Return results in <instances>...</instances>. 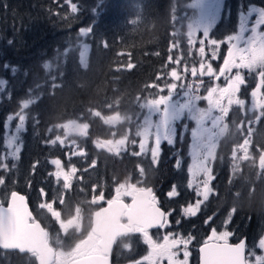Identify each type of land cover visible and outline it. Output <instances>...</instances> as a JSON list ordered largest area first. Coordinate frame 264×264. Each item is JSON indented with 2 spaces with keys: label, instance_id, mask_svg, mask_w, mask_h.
Masks as SVG:
<instances>
[{
  "label": "trees",
  "instance_id": "trees-1",
  "mask_svg": "<svg viewBox=\"0 0 264 264\" xmlns=\"http://www.w3.org/2000/svg\"><path fill=\"white\" fill-rule=\"evenodd\" d=\"M189 1L72 0L79 5L78 13L73 14L66 0H0V79L7 80L5 85H0V143L3 142L6 117L20 111L23 100L35 101L25 110L29 119L26 121L27 130L21 136L20 158L14 169L6 171V184H9L7 186L11 191L25 194L32 207L34 200L41 195L39 189L44 188L46 193L49 192L52 187L48 175L52 167L50 160L59 158L61 162L65 161L64 148L59 144L46 146L44 143L49 137L50 128L52 138L65 133L76 135L78 138L75 139H79L83 150L98 160L95 168H90L89 164L85 168L87 172L79 173L86 180L85 185L68 193L69 214L76 207L86 215L91 214L92 204L89 201L92 199L93 185H100L99 190L108 197L121 180L137 174L139 160L128 155L114 157L96 148L94 142L119 139L124 137L127 127L133 129L140 110L136 106V95L146 84L155 80L158 71H170V67L162 69V65L166 64L169 44L176 38ZM229 4L237 10L240 4L245 8L247 2L229 0ZM254 4L260 6L264 0H255ZM93 24L94 33L83 37L79 30ZM102 38L108 40L109 48L100 46ZM81 43L89 47L87 67L80 63ZM121 51L131 54V60L136 64L133 70L113 71L119 63H126L129 59L128 55H116ZM156 52L158 56L146 55ZM175 52L177 50L171 54ZM6 63L9 64L8 69L4 67ZM45 63L50 67L45 68ZM12 67L16 68L15 73L11 72ZM54 77L55 83L60 86L52 89L49 85ZM165 79L169 78L165 76ZM253 86L251 84L248 90ZM37 97L40 98L37 100ZM109 103L111 108L106 107ZM88 109L97 110L95 118ZM238 112L237 109L230 112L227 118L229 131L225 135L228 143L220 142L219 158L213 162L215 179L212 188L216 197L201 208L200 217L203 219L194 217L187 220L188 227L196 237V246L204 242L211 230L209 223L220 225L227 216L229 230L236 229L239 237L246 240L247 248L256 245L264 235V170H259V158L250 163L241 162L242 170L234 171L228 156L231 145L241 143L245 138L233 124ZM81 113L84 119H80ZM117 113L126 117L124 124L110 129L104 121L114 118ZM35 119H38V123H35ZM70 120L88 125L87 136L74 130L63 132ZM253 128L257 131L256 135L261 128L264 133V127L255 124ZM256 145L253 150L260 154L258 148L264 145V137ZM174 150V147L165 146L160 157L161 167L148 169L149 174L145 175L148 180L146 184L159 188L158 192H161L167 207L170 205L165 202L166 191L178 182H186L184 168L175 167L176 160L180 158L173 154ZM36 161H39V165L33 174L32 165ZM76 162L77 159H73L71 167ZM106 167L111 169V175ZM76 168L79 172L80 168ZM185 186L178 184L177 189L182 193ZM211 215H214L213 219L204 224V219ZM181 223L184 224L181 228L186 227L184 219ZM137 241L140 254L128 249L125 255H132L135 259L144 255L146 245L142 239ZM119 246L115 248L114 256L119 261L115 262L129 264L130 259L121 258ZM0 264L35 263L28 256L0 250Z\"/></svg>",
  "mask_w": 264,
  "mask_h": 264
},
{
  "label": "snow or ice",
  "instance_id": "snow-or-ice-1",
  "mask_svg": "<svg viewBox=\"0 0 264 264\" xmlns=\"http://www.w3.org/2000/svg\"><path fill=\"white\" fill-rule=\"evenodd\" d=\"M66 3L70 5L71 13H78V3L72 2V0H66ZM192 7L198 9L199 14L187 25L186 43L190 49L189 55H191V48L198 44V53L201 58L205 57L207 47L210 50L211 60H217L219 59L220 48L226 44V54L223 56V62L218 71L213 67L212 62L205 63L203 59L198 62V67L195 66L197 62L194 61L190 69L188 64L184 63L182 70L178 71V68L173 65H181L185 57H174L171 53L178 50L180 45L179 42H170L166 64L162 65V69L170 67V71H158L155 80L146 84L141 92L136 95V106L140 112L136 117L139 127L134 138L131 142L127 138L103 140L96 143V146L120 156L123 152L129 151L130 145L132 149L130 155L137 158L150 156L152 165L158 166L162 153V142L174 145L180 136L177 122L182 121L183 118L189 119L194 122V126L190 129L192 163L188 167V173L193 177V180L196 177H202L197 183L196 194L202 196L203 200L206 201L213 191L210 186L211 181L215 179L212 164L216 159L218 144L220 138L229 131L227 118L230 110L233 105L239 106L241 109L245 106V100L238 95L242 87L247 86L245 73L248 75L255 74L257 78L256 86L251 91V97L253 100H256L258 96L260 97V100L253 104V108L257 107L258 104L261 109L255 120L259 122L264 119V91H262L264 90V4L260 6L249 4L246 13L242 9L238 13V31L223 39L211 38L210 34L221 19L224 0H193ZM93 11H98V9H93ZM250 18H252V22L249 27ZM132 23H136V21H132ZM94 28L93 24L81 28L79 32L82 36H88L94 33ZM246 32H250V35L245 36ZM198 33H202L203 38L197 39ZM193 36L195 39H191ZM100 46L107 49L110 45L106 38H102ZM87 49L88 46L84 45V51L80 53L84 67H87L84 59ZM116 55L118 57L128 55L129 59L126 63H119L113 69L114 72L131 71L136 67V64L131 60L130 53L121 51L117 52ZM146 55L158 56L159 53H146ZM4 67L8 69L9 64L6 63ZM44 67L49 68L50 65L45 63ZM11 72L15 73L16 68L12 67ZM189 72L192 77H208L210 79L214 77L217 81L224 78L225 86L211 85L204 89L206 95H198L197 92L204 84L203 79H200L199 83L196 84L177 83L182 81V73L187 74ZM165 76L169 79H165ZM55 79V77L52 78L49 85L52 89L60 86L55 83ZM6 83L7 80L0 79V85ZM178 88L186 89L183 92V102L173 99ZM200 100L206 101L208 107L200 108L197 103ZM34 102L33 99L23 100L21 110L6 117V121L9 123L13 120L18 121L15 124V134L7 139V145L13 149L10 157L15 160L19 159L22 150L23 140L20 134L27 130L26 121L29 117L25 114V110ZM106 107L111 108V104H107ZM88 111L95 118L97 110L88 109ZM80 119H84L83 113L80 114ZM125 119V116L117 113L114 118H106L104 122L107 125L117 126ZM127 119H131V117ZM35 123H38V119H35ZM251 123L252 121L249 120V125ZM233 124H235L234 121ZM65 127L69 131H77L86 137L89 126L82 125L77 120H70ZM184 127L187 128V125ZM237 130L244 131L243 121L237 125ZM51 132L52 129L50 128L49 137L44 141L45 145L56 146L59 144L61 148L66 147L64 140L58 136L52 138ZM129 133H131V129H129ZM247 134L248 136L251 135L250 127L247 129ZM250 147H252V141L249 138H243V142L233 148V159L249 160L251 158L249 156ZM258 150L260 152L259 168L264 170V145L259 146ZM240 151L244 155L237 157V152ZM72 156L86 157L87 153L83 149L72 151L71 156L66 153L69 161ZM8 158L0 159V170L9 171L15 168V163L9 165L6 162ZM50 163L55 166L56 171L48 173L49 177L54 176L57 182L62 180L63 192L67 193L73 187V178L77 175L78 169L72 166L70 171H66L59 158L51 159ZM38 165L39 161L32 165L33 174ZM96 165L97 161L93 159L89 167L95 168ZM180 166L181 160L177 159L175 167L179 168ZM138 170L143 173L142 167L138 166ZM235 170H238V165L234 167ZM79 171L87 172L88 169ZM193 180L188 181L187 186L189 188L193 187ZM78 182H83L82 176L78 177ZM5 183V177L0 176V186L5 185ZM99 189L100 185L98 184L92 186L93 195L89 203L98 205L100 202H105L107 204V207H102L104 214L100 216V224L102 226L110 224L117 215L121 214L123 209L125 217L131 218L135 222V228L131 234H139L142 242L150 249L147 255L140 259H132L129 264H162L164 260L167 261V264H189L191 253L188 251V246L194 237H173V234L169 233L163 236V242H161L160 239L154 238L151 234L152 229H162L170 223L168 219L170 213H166L159 206V201L152 188L137 189L135 185L121 184L114 189L115 194L107 200L105 192ZM80 190L83 191V189ZM39 191L42 197H47L44 188L39 189ZM132 191H135V196L131 194ZM97 192L98 194H96ZM6 195L8 194L6 193ZM177 195L176 186L173 185L167 196L171 198ZM125 197L131 199L132 206L125 202ZM201 203V200H197L195 204H189L184 209V213L187 216H195ZM56 204L61 206L64 204L62 195L53 197L49 202L41 203L39 207L47 209V212L55 219ZM232 211L234 212L235 209ZM124 234L126 233H122V235ZM232 235L233 233L230 231L217 233L216 229L213 228L211 235L199 249L201 264H264V254H257L255 245L246 252V240L240 239L238 243H229V237ZM55 243H58V240L53 241L45 227L41 226L40 222L34 218L24 195L17 191H11L9 200H0V247L2 249L18 250L22 254L27 252L36 258L37 254L47 253L48 247ZM179 246H182V249ZM126 247L131 250L130 245ZM258 248L264 251V237L259 239ZM181 251L182 260L178 258ZM110 256L111 249L103 240L89 236L72 254V259L75 264H110ZM43 264H51V259L46 257Z\"/></svg>",
  "mask_w": 264,
  "mask_h": 264
},
{
  "label": "rangeland",
  "instance_id": "rangeland-1",
  "mask_svg": "<svg viewBox=\"0 0 264 264\" xmlns=\"http://www.w3.org/2000/svg\"><path fill=\"white\" fill-rule=\"evenodd\" d=\"M254 1L255 0H246L247 4H246V7H245V11L247 10V6L249 4L255 5ZM192 3H193V0H190L187 3V5H186L187 8L183 12V18L180 21V25H179V27L177 28V31H176V38L174 39V42H179L180 48L177 50V52H175L173 54V56L174 57L184 56L185 60H184V62L181 65H178V66L177 65H173V66H176L178 68V71H181L183 66H184V63H187L188 67L190 69L191 66H193V62L194 61L197 62L195 66L198 67L199 66L198 62L201 61V59H203V61L205 63H207L209 61L212 62L213 67L215 69H217V71H218L219 65H220V63L222 61V58H223V55L225 53L226 44L222 45V47L220 48V50H219V59H217V60H211L210 50L207 47H206V55H205V57L201 58L199 53H198V47H199L198 44L195 47L191 48V55H189L190 49H189V46L186 43V39H187L186 36H187V33H188L187 25L189 24V22L193 18L197 17L198 14H199V10L194 8V7H192ZM241 7L242 6L240 4L237 7V12H240L239 9ZM230 13H236V10L234 9V7H232L229 4V0H224V9L222 10V13H221V19L218 21L217 25L211 31V34H210L211 38L223 39L227 35L223 34V35L220 36V33L223 32V30L226 28V26L229 23H238V15L230 14ZM200 38H203L202 37V33H198L197 34V39H200ZM191 39H195V37L193 36V37H191ZM84 45H87V44H85V43H81L80 44V53H81V51H84ZM88 51H89V47H88V49H87V51L85 53V57H84V59L86 60V63H87V58H88ZM80 63L83 66V64L81 62V57H80ZM245 75H246V79H247V86L246 87H242L241 92L238 94L241 99L245 100V106H244L243 109H241L239 106L233 105L232 109L230 110V112L233 111L234 109H237L239 111V120H238L237 123H238V125H240L241 122L243 121L244 131L243 132L240 131V132L246 137L248 135L247 134L248 127H250L251 129H254L253 126H254V124L257 123V121L255 120V117L257 115H259L261 109L259 108L258 104H257V107L253 108V104L257 103L260 100V97L258 96L256 98V100H253V98L251 97V91L252 90L250 89L248 91V88H249V86L251 84H254V87L256 86L257 78H256L255 74L250 75V78L247 77V73H245ZM200 79H203V81H205L206 79H210V78H208V77H203V78L192 77L190 75V72L187 73V74L182 73V81L177 82V83L196 84V83H199ZM222 81H223V83L218 84L220 87H224L225 86L224 78H222ZM169 82H171V81H169ZM206 88H207V86H206V84H204L203 87L197 92V94L201 95V96L206 95V91L204 90ZM185 90L186 89H184V88H178L176 93H174L173 99L177 100V101H180V102H183V100H184L183 92ZM262 91H264V90H262ZM164 94H166V93H164ZM197 103H198V106L200 108H203V106L207 105V102L204 101V100H200ZM225 103H226V101H225ZM139 112H140V110H139ZM154 119H155V117H154ZM249 120L252 121V123L250 125H249ZM16 123H18V121H16V120H13L10 123L6 122L7 127L5 125V132H4L3 142L0 143V159H3L4 157H9L6 160V162L9 163V164H12V163L16 164L18 162V160H19V159L15 160L14 158L10 157V153L13 151V149L7 145V139L10 138L11 135L15 134V124ZM122 124H124V121L119 123L117 126H111V125H107V124L106 125L110 129H116L117 127H120ZM138 127L139 126L137 124V121H135L134 125H133V129L131 130V133H129V128L127 127L126 128V133H125L124 137H122V138H127L129 140V142H131V140L134 138V136L136 134V131H137ZM66 130H68V129L66 127H64L63 128V132L66 131ZM22 133L20 134L21 136H22ZM259 133L262 134L261 132H259ZM58 137L62 138L64 140V142H65V145H66V147H64V150H65V161L62 162V166L64 167V169L66 171H70V169H71V161H73V159H77V162L74 164V166L75 167H79L80 170L81 169H85L87 165L91 164L93 159L98 161L93 156H90L89 153H87L86 157L72 156L70 161H69V159L66 157V153L68 154V156H71V152L72 151H78L79 149H83L81 147L80 141H79V139H75V138H78V137H76V135L71 134V133H65L64 135L58 136ZM122 138H119V139H101V140L95 141L94 142V146L96 148H98L96 146V143H98L100 141H103V140H120ZM166 144H167V142H162V147L164 145H166ZM174 148L177 150L176 146ZM98 149L102 150V148H98ZM103 150L105 152H107L108 154L114 156V157H122V156H127L128 155V156H130V158H136L137 160H139L140 167L143 168V173H140L139 170H138L136 176H132V177H130L127 180H121L119 185H121V184L130 185V186L131 185H135L137 189L144 188L143 185H144V183L146 181V178L143 177V174L144 175L149 174L148 169H152L154 167L155 168H160L161 167V162H159L158 166L152 165L151 160H150V156H144V157L137 158V157H133L132 155H130L129 153L132 150L130 145H129V151L128 152H123L120 156H116L114 153L108 152L107 149H103ZM176 150L173 151L174 155L176 153ZM253 151H255V150H253L252 147H250L249 156L251 158L249 160H243V159H238V158L233 160L232 159L233 158L232 157V153H231L230 159H231V162H232V166L235 167V166L238 165V170L237 171H240V170H242L241 165H240L241 162L250 163L252 158H259V154L255 155ZM161 155H162V153H161ZM243 155H244V153L242 151L237 152V157H242ZM181 157H186L187 158L185 163L181 164V167H183L184 170H185L186 182H182L181 181V182H178L176 184V190L178 192L177 196L171 197V198L167 196V193L172 189V187H170L166 191V194L164 195L165 198H166L165 202H168L170 207H173V208L177 209V211L179 213V214L177 213V216L174 217L175 225H173V224L169 225L168 224L167 227L162 228L159 231L153 232L151 234L153 235L154 238L160 239L161 242H163V240H162L163 236L167 235L169 233L173 234V237H176V236H182L184 238H187L189 236L194 237V239L192 240V242L188 246V251L191 253V255L189 257V264H196V255H197L196 248L198 246H196L194 244V242H195L194 240H196V237H195V235H193L192 229L190 227H188L187 220L188 219H192L194 217L195 218L198 217V218H202L203 219V217H200L201 208L211 198L216 197V193L213 190L209 194V199L206 200V201L203 200L202 196H198L196 194L197 183H198L199 180L202 179V177H196L193 180V177L188 173V167L192 163V160H191V148H189L186 152L183 149ZM19 158H20V155H19ZM144 163H146V165H143ZM258 167H259V164H258ZM106 169H108V173L111 175V169H109L107 167H106ZM259 170L263 171L260 168H259ZM55 171H56V168H55L54 165H52V167L49 170V173H54ZM80 172L81 171H79L77 173V175L74 176V178H73V187L67 193L63 192L62 180L57 182L55 177L52 176L51 179H50L52 181V187H50V190L47 193V197L45 198V197H42L40 195V196L37 197L36 200H34L35 202L33 203V210L36 213L38 219L40 221H42L44 223V225H46L47 227H50V226H53V225L56 226V227H51L50 228L51 231H53V233L51 234V239L53 241H57L58 240V243H55L54 245H52V246H54V248L56 250V263L55 264H69L70 263L69 261L72 259V254L76 251L77 248H79L81 246L82 242L84 240H86L89 236H94L91 232H89L86 235H82V234H78L77 233V232H82V230H85L86 229L85 225H87V226L90 225V219H89V217L86 216V214L83 211H80L78 209V207H76L75 211L72 214H69L70 204H68V202H67L68 193L70 191H72V190H76V189L82 188L85 185V183H86L85 179H83L82 183L78 182V177L81 176V175H79ZM232 175H233V173H231V176ZM246 175L247 174H245V176ZM0 176L5 177L6 176V171L0 170ZM189 180H193V187L192 188H189L187 186ZM178 184H181V185H184V186L186 185L184 187L185 189H184V191L182 193L177 189V185ZM7 185H9V184L5 183V185L0 186V200H7L8 195H6V193L9 194L10 191H11L9 189V186H7ZM210 186L212 187V181H211ZM200 187H202V185H200ZM133 192L134 191H132L131 194ZM96 194H98V192ZM60 195H62L63 198H64V204L62 206L59 205V204L55 205V207L57 208V212L54 214L55 215V219H54V218L51 217L50 213L47 212V209H41L39 207V205L41 203H44V202H49V201L52 200L53 197L60 196ZM105 198H106V200L108 199L106 196H105ZM197 200H201L202 201L199 211L197 212V214L195 216H187L184 213V209L189 204H195ZM104 203L105 202H100V204H98V205H93L92 203H90V204H92V208H91L92 211L94 209H96L99 205L104 204ZM177 205H179L178 208H176ZM220 207H222V204L220 205ZM65 212L68 213L69 215L66 214ZM213 217H214V215H211V216L205 218L204 219V224H208V222L210 220H212ZM182 219H184L185 222H186V227H184V228H181L184 225L183 223H181ZM178 221H179V223H177ZM228 221H229V216H227V218H225L224 221H222V223L220 225H213L212 223H209V225H211V230H209L207 236L204 238V241L209 238L213 228L216 229L217 233L222 232V231H230V232H232L233 235L231 237H229V241H233V242L234 241H238L241 237H239V234L236 231V229H230L229 230V228L227 226ZM58 225H59V227H58ZM263 237H264V235H263ZM126 246H128V245L123 244L120 247V249H119V251H121V258L125 257L126 259H130V260L135 259V258H132L133 257L132 255H129V254L125 255L126 252L128 251ZM130 246H131V252H134L136 254H140V249H139V245H138L137 239L135 241H133L130 244ZM255 246H256L257 254H264V251L259 250L258 242L256 243ZM133 247H135V249H132ZM179 247L182 249V246H179ZM149 251L150 250L146 246L143 256L147 255ZM142 257H140V258H142ZM178 258L181 259V260L183 259L182 251L179 253ZM31 260L35 263L33 258ZM36 264H38L37 259H36Z\"/></svg>",
  "mask_w": 264,
  "mask_h": 264
},
{
  "label": "flooded vegetation",
  "instance_id": "flooded-vegetation-1",
  "mask_svg": "<svg viewBox=\"0 0 264 264\" xmlns=\"http://www.w3.org/2000/svg\"><path fill=\"white\" fill-rule=\"evenodd\" d=\"M229 9V8H228ZM244 10L245 11V9H244V7H241L239 10L241 11V10ZM238 13L239 12H237V10H236V13H230V14H236V15H238ZM253 16H255V14H253ZM251 22H252V18H250L249 19V26H250V24H251ZM230 25V26H229ZM236 31H238V23H229L227 26H226V28L223 30V32L222 33H220V36L221 35H229V34H233V33H235ZM247 35H250V33L249 32H246L245 33V36H247ZM225 48L227 49V45L225 46ZM226 49H225V53H224V55L226 54ZM223 55V56H224ZM222 62H223V58H222V61H221V63H220V65H219V67L222 65ZM247 77H249L250 78V75H248L247 74ZM221 83H223V81H222V78L219 80V81H217V80H215V78L213 77V78H211V79H206L205 81H204V84H206V86L208 87V86H211V85H216V84H221ZM203 84V85H204ZM254 87V86H253ZM253 87L251 88V90L253 89ZM255 88V87H254ZM206 107H208V105H205V106H203V108H206ZM255 122V121H254ZM177 124H178V128H179V130H180V136L176 139V141H175V143H174V145H168V144H166V145H164L163 147H162V149L165 147V146H171V147H177V150H176V153H175V155L177 156V157H179L180 159H181V164H183V163H185V161H186V157H181V154H182V152H183V149L185 150V152L189 149V148H191V142H192V140H191V133H190V129H191V127H193L194 126V122H192V121H190L189 119H187V118H183L182 119V121H180V122H177ZM184 125H187V128H185L184 127ZM256 125L258 126V127H264V119H261L259 122H257L256 123ZM262 134H260V133H258V135H256V134H251L250 136H244L245 138H249L251 141H252V149H254V148H256V143H257V141L261 138L262 139V137H264V133H263V130H262V128H261V131H260ZM223 142V141H225V142H227L228 143V141H227V138L225 137V136H223V137H221L220 138V141H219V144H218V148H217V152H216V159H218L219 158V153H218V150H219V148H220V142ZM243 142V139H242V141H241V143ZM235 145H237V143H233L232 145H231V147H230V149H229V155L228 156H231V153H232V151H233V148H234V146ZM227 149H228V147L226 148V149H224V153L226 154L227 153ZM254 152V154L255 155H258V151H253ZM218 153V154H217ZM225 154H223V156L225 155ZM223 156H222V160H223ZM228 156L226 157V159L228 158ZM215 159V160H216ZM233 159V158H232ZM253 159H255V158H252V160ZM234 160V159H233ZM252 162V161H251ZM241 166H243V165H241ZM212 167H213V164H212ZM136 176V175H135ZM132 177V176H131ZM143 177L144 178H146L145 177V175L143 174ZM148 180L146 179V181H145V183H144V188H139V189H145V188H152V190H153V192H154V194L156 195V197H157V199H158V201H159V206L166 212V213H170V215H169V217H168V219H169V221H170V223H169V225L170 224H173V225H175V222H174V217H176L177 216V213H178V211H177V209H175V208H173V207H167L165 204H164V202H163V200H162V197H161V192H158V189L159 188H154L153 186H148L147 184H146V182H147ZM213 182V181H212ZM115 194V192L114 191H112V193L110 192V194L108 195V199H110L113 195ZM135 191L132 193V195L133 196H135ZM131 201V199L130 198H128V197H125V202L129 205V202ZM104 205H106V203H104V204H101V205H99L96 209H98L99 207H102V206H104ZM96 209H94L92 212H91V214L89 215H86L87 217H89V219H90V225L89 226H87V225H85L86 226V229L85 230H82V232H77L78 234H82V235H86V234H88L89 232H91L94 236L93 237H97V239H101L97 234H95L93 231H91V222H92V213L96 210ZM179 214V213H178ZM35 219L36 220H38L36 217H35ZM41 224H42V226L43 227H45V229L47 230V232L50 234V236H51V234L53 233V231H51V227H56L55 225H53V226H50V227H47L46 225H44V223L42 222V221H40V220H38ZM121 222L123 223V224H127V220H126V218H125V215H123L122 217H121ZM134 228H135V224H133L132 225V231L134 230ZM159 230V229H158ZM132 231H131V233H132ZM153 232H155V231H153ZM153 232H151V233H153ZM131 233H128V234H125V235H122V236H119L117 239H116V241H115V244H114V247H113V250H112V254H111V256H110V262H113V263H122L121 261L120 262H115V261H119V260H116L115 258H114V256L116 255V251H115V248H117V246H119V247H121L123 244H126V245H130V242H132L133 240H135V239H142L140 236H139V234H131ZM147 246V245H146ZM148 247V246H147ZM55 249V248H54ZM132 249H135V247H133ZM149 249V248H148ZM150 250V249H149ZM56 251V250H55ZM18 254V253H17ZM19 256H28L29 258H30V260L33 258L34 259V261H35V257H33L32 255H30V254H26V253H23V254H18ZM71 260H73V259H71ZM70 260V261H71ZM197 260H198V258H197V255H196V264H197ZM56 263V258H55V261L52 263V264H55ZM35 264H36V261H35ZM162 264H167V261L166 260H164L163 262H162Z\"/></svg>",
  "mask_w": 264,
  "mask_h": 264
},
{
  "label": "water",
  "instance_id": "water-1",
  "mask_svg": "<svg viewBox=\"0 0 264 264\" xmlns=\"http://www.w3.org/2000/svg\"><path fill=\"white\" fill-rule=\"evenodd\" d=\"M9 199H10V196H9L8 200ZM27 204H28V202H27ZM129 206H132V201L129 202ZM28 207H29V205H28ZM103 207H107V204L105 206H103ZM29 210H30V207H29ZM103 214L104 213H103L102 207L99 208V209H97L93 213V215H92V226H91V229H92V231L95 234H97L101 238V240H103L105 242V244L108 247H110L111 253H112L114 241L117 238V236L122 235V233H126V234L131 233V231H132V225L135 224V222L131 218H126L125 217L126 220H127V224L126 225L123 224L121 222V217L124 215L123 214V209H122L121 214L117 215L112 220V222L110 224H108L106 226H102L100 224V216L103 215ZM152 230H155V229H152ZM242 239H244V238H242ZM238 242H235V243H238ZM235 243H232V244H235ZM202 246H203V244L198 247L199 264H201V253H200L199 249ZM0 249L1 250H4V249H2V247H0ZM4 251H17V252H19L18 250H4ZM46 257L51 259V263L53 262V260H54L53 259L54 258V250L50 246L48 247L47 253H45V254H37V258L36 259L38 261V264H43V261H44V259ZM69 264H75V262L72 261ZM110 264H111V262H110Z\"/></svg>",
  "mask_w": 264,
  "mask_h": 264
}]
</instances>
